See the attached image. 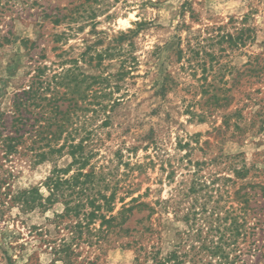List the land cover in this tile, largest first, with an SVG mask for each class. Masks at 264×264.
I'll return each mask as SVG.
<instances>
[{"label": "rangeland", "instance_id": "obj_1", "mask_svg": "<svg viewBox=\"0 0 264 264\" xmlns=\"http://www.w3.org/2000/svg\"><path fill=\"white\" fill-rule=\"evenodd\" d=\"M33 64L46 66L49 78L62 68L101 75L68 86L50 81L66 93L68 111L85 89L83 108L65 125L78 132L66 139L78 142L80 127L92 129L89 164L112 171L106 179L118 184L116 200L140 194L156 213L141 221L147 210L133 211L124 224L138 230L132 237L97 246L83 235L68 259L58 256L54 244L70 235L71 219L54 218L63 205L25 206L17 194L38 187L46 197L43 181L72 157L35 163L24 144L6 155L0 141V264H156L152 256L171 252L188 230L191 203L210 195L205 212L198 203L192 209L208 216L214 206H236L232 196L240 199L246 184L256 193L249 223L257 216L264 226V0H0L1 140L14 135V94Z\"/></svg>", "mask_w": 264, "mask_h": 264}, {"label": "trees", "instance_id": "obj_2", "mask_svg": "<svg viewBox=\"0 0 264 264\" xmlns=\"http://www.w3.org/2000/svg\"><path fill=\"white\" fill-rule=\"evenodd\" d=\"M46 69V66L33 64L29 83L20 92L14 94L11 124L14 135L2 136L0 141L6 155L18 151L20 145L24 144L21 149L29 153L35 163L49 160L52 156L61 157L65 153L72 157L69 166L55 165L43 181L42 185L48 190L46 197L39 194L38 187L22 189L17 194L19 201L25 206L32 207L36 203L43 205L41 201H38L39 199L49 206L57 202L63 205V210L54 213V218L58 220V223L64 218L71 219V224L64 226L70 235L67 236L68 238L60 239L59 244H54L52 249L54 254L58 256L64 254L63 257L68 259L70 254H73L71 247L73 240L77 244V240L82 239L84 235L82 241L86 244L95 243L97 246H102V244H110L107 241L112 235L121 237L122 234H128L132 237L138 230L124 224L133 211L147 210L146 214L139 219L148 221L156 213V207L141 200L140 194L131 196L128 201H125V197L122 196H118L116 200L118 184L115 182L110 188L111 184L106 179V174L111 176L112 171L106 166L103 169L89 164L96 145L91 142L92 129L80 127L83 136L78 142L73 139L68 142L66 139L72 138L78 132V128L66 129V126L68 127L71 123L69 121L71 116L75 115L72 111L83 108L85 89L77 92L81 104L76 106L75 103L68 111L69 105L65 109L62 108V100L66 93L59 94L56 86L49 88L50 81L54 80L58 85L68 86L69 82L82 84L87 77L92 83L99 80L101 75L86 76L82 72L74 73L70 68H62L60 71L53 72L49 78ZM74 99L76 98L72 97L71 100ZM99 105L105 108V105L101 103ZM30 114L34 115V123L31 126L28 124ZM107 115L103 118L101 125L106 124L109 119ZM40 119L44 121L43 124L38 122ZM36 122L40 124L35 127ZM27 139L30 140L29 143H26ZM61 139L62 142H60ZM40 140L45 142L41 144ZM71 171L73 173L68 175ZM245 172L246 170L241 169L233 170L236 178L244 177ZM246 185L239 186L242 191H238L240 199L232 196L238 201L236 206H228L222 211L214 206L210 208L208 216H197L192 209L198 203L201 213L205 212L210 195L201 202L191 203L194 208L187 207V212L183 215L188 223V230L180 236L171 252L164 254L162 258L152 256L155 263L264 264V226L257 216H254L255 220L249 223V202L256 193L253 191L254 185ZM108 189H110L109 193H107ZM260 189V196L263 197L264 186L260 185ZM190 191L194 192V188H190ZM117 203H119L118 209H116ZM145 229L148 230V227ZM190 241L192 243L187 245L188 248H184Z\"/></svg>", "mask_w": 264, "mask_h": 264}]
</instances>
